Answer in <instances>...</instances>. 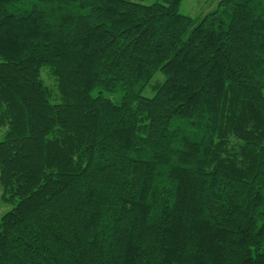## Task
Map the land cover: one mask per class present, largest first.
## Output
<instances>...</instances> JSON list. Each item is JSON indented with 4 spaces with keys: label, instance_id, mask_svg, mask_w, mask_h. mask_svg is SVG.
I'll return each instance as SVG.
<instances>
[{
    "label": "trees",
    "instance_id": "trees-1",
    "mask_svg": "<svg viewBox=\"0 0 264 264\" xmlns=\"http://www.w3.org/2000/svg\"><path fill=\"white\" fill-rule=\"evenodd\" d=\"M146 1L0 0V264H264V0Z\"/></svg>",
    "mask_w": 264,
    "mask_h": 264
},
{
    "label": "rangeland",
    "instance_id": "rangeland-1",
    "mask_svg": "<svg viewBox=\"0 0 264 264\" xmlns=\"http://www.w3.org/2000/svg\"><path fill=\"white\" fill-rule=\"evenodd\" d=\"M146 2L150 3L151 0H147ZM218 2L219 0H183L180 6V12L192 18H201L212 11H215ZM42 77L46 83L50 85L52 84V79L48 76L47 72H42ZM158 77L161 78L160 76ZM144 94L151 95V92L146 88L144 90ZM7 208L8 206L4 205L0 201V214L3 213Z\"/></svg>",
    "mask_w": 264,
    "mask_h": 264
}]
</instances>
